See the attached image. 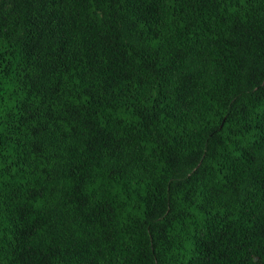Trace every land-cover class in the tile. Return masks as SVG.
Here are the masks:
<instances>
[{"label": "trees", "instance_id": "trees-1", "mask_svg": "<svg viewBox=\"0 0 264 264\" xmlns=\"http://www.w3.org/2000/svg\"><path fill=\"white\" fill-rule=\"evenodd\" d=\"M0 264H264V0H0Z\"/></svg>", "mask_w": 264, "mask_h": 264}]
</instances>
